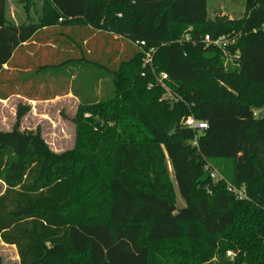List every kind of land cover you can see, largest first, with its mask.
I'll use <instances>...</instances> for the list:
<instances>
[{
    "label": "trees",
    "instance_id": "16d2710c",
    "mask_svg": "<svg viewBox=\"0 0 264 264\" xmlns=\"http://www.w3.org/2000/svg\"><path fill=\"white\" fill-rule=\"evenodd\" d=\"M7 2L0 100L51 101L65 87L80 103L70 150L21 131L27 105L0 132V239L19 264H264V0H246L239 21L209 20V0H43L39 20L18 26ZM90 31L119 44L91 49ZM106 79L113 95L96 100ZM190 115L208 125L197 146ZM216 159L232 162L229 176ZM206 162L247 199L212 181Z\"/></svg>",
    "mask_w": 264,
    "mask_h": 264
},
{
    "label": "rangeland",
    "instance_id": "374dc122",
    "mask_svg": "<svg viewBox=\"0 0 264 264\" xmlns=\"http://www.w3.org/2000/svg\"><path fill=\"white\" fill-rule=\"evenodd\" d=\"M30 3L29 15L35 22L37 16L40 18L43 0H8L7 18L9 19L11 12L17 14H26V9ZM246 0H209L208 3V18L214 20L216 10L226 11L234 20H242L244 18ZM89 48L101 49L106 43L116 48L119 44V37L114 36L113 39L106 36L108 41L101 39L97 32L90 31ZM39 47L35 48L37 51ZM91 48V49H92ZM51 54L58 53V49L50 50ZM33 52L28 51L27 56H32ZM49 52L44 54V58H48ZM75 55H71L73 58ZM68 57V56H67ZM26 59V57H24ZM79 80L74 84V90L79 88V81L83 79V75L76 72ZM9 76V75H8ZM42 78V77H41ZM40 78V79H41ZM110 81V82H109ZM96 87V86H95ZM62 87L59 89L60 95L51 101L30 102L20 96H13L6 101L0 100V132H8L14 128L16 123L17 107L27 105L31 108L30 112L25 116L21 124V131H40L43 138L49 147L56 153H61L70 150L75 145L76 140V125L75 118L79 111V100ZM96 89H99L97 86ZM104 93L97 92L96 100H106L113 95L112 84L110 79L104 80ZM99 91V90H98ZM40 94L44 93L41 91ZM167 166L174 180L173 169L171 163L167 161ZM214 167L221 173L229 176L231 173L232 162L223 164L221 160L216 159L212 161ZM5 186L0 182V193H3ZM178 208H184L185 203L182 198L178 199ZM20 259L16 247L4 244L0 239V264H19Z\"/></svg>",
    "mask_w": 264,
    "mask_h": 264
},
{
    "label": "built area",
    "instance_id": "2783aa9c",
    "mask_svg": "<svg viewBox=\"0 0 264 264\" xmlns=\"http://www.w3.org/2000/svg\"><path fill=\"white\" fill-rule=\"evenodd\" d=\"M203 42H204V44H206L207 47L214 46V47L221 49L223 52L225 51V49L228 47V44H229L228 40L225 38H219L217 40H212L209 36H206ZM137 46L142 48L145 46V43L144 42L143 43H137ZM152 52H153V50H151V53ZM228 61H229V59L227 57V62ZM146 62L147 63L152 62V59L149 57V55L146 57ZM168 81H169V77L167 74L162 73L159 75L158 83L162 86V88H164L168 92L164 98L165 100L171 99V94H170L171 92L167 86ZM183 124H184L185 128L196 133L195 140L193 142V146H197V144H198L197 133H201V132L207 130V128H208L207 123L203 122V121H198L192 115H190L183 120ZM204 170L207 174H209L210 178L215 183H218L220 181L226 182L224 180L223 176L213 167V165L210 162H206ZM226 184H227L228 191L231 194H233L238 200L243 201V200L247 199L245 187L238 188V187H235L234 185L230 184L229 182H226ZM227 255H228V257H231V258L233 257L231 252H229Z\"/></svg>",
    "mask_w": 264,
    "mask_h": 264
},
{
    "label": "crops",
    "instance_id": "0c3cea01",
    "mask_svg": "<svg viewBox=\"0 0 264 264\" xmlns=\"http://www.w3.org/2000/svg\"><path fill=\"white\" fill-rule=\"evenodd\" d=\"M28 4V7H27V9L25 10L26 11V14L23 16L22 14H16L15 15V13H13V12H11V14H10V17H9V21L11 22V23H13V24H15L16 26H18V25H20V24H24V23H30V22H34L33 21V19H31L30 18V16L31 15H29V12H30V3H27ZM43 4V3H42ZM7 5H8V2H7ZM42 6V5H41ZM245 11V10H244ZM7 14H8V10H7ZM217 16H221V17H224V16H226V17H228L230 20H234V19H232L231 18V16H230V14L228 13V12H226V11H221L220 9L219 10H216V12H215V18L217 17ZM8 17V16H7ZM214 18V19H215ZM39 20V17L37 16V18L35 19V22H37ZM65 31V33H68L69 32V30L67 31V30H64ZM42 33L40 34V37H39V39H54V36L56 35V33L54 34V33H51V34H49V31L47 32V31H45V30H43V31H41ZM61 34V33H60ZM61 35H64L65 36V34L62 32V34ZM57 36V35H56ZM55 36V37H56ZM62 39H65V37H63ZM37 47H39L38 49H37V51H40V50H42V48L43 47H41V46H36V48ZM34 51H35V49H34ZM28 52V51H27ZM30 52H33V51H30ZM34 54V53H33ZM33 54H32V56H33ZM31 56V57H32Z\"/></svg>",
    "mask_w": 264,
    "mask_h": 264
},
{
    "label": "water",
    "instance_id": "95a60500",
    "mask_svg": "<svg viewBox=\"0 0 264 264\" xmlns=\"http://www.w3.org/2000/svg\"><path fill=\"white\" fill-rule=\"evenodd\" d=\"M264 116V113H260L259 114V118H261V117H263ZM175 132H176V129H174L173 131H172V133L170 134V137H172L174 134H175Z\"/></svg>",
    "mask_w": 264,
    "mask_h": 264
}]
</instances>
